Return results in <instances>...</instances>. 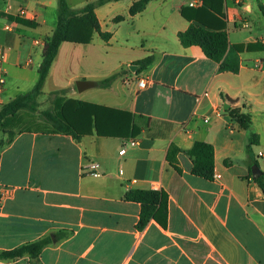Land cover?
<instances>
[{"label": "crops", "instance_id": "crops-1", "mask_svg": "<svg viewBox=\"0 0 264 264\" xmlns=\"http://www.w3.org/2000/svg\"><path fill=\"white\" fill-rule=\"evenodd\" d=\"M138 1L99 7L108 39L95 32L89 44L64 42L43 88V94L64 91L60 98L129 113L130 126L126 117L101 119L102 133L115 136L99 134L94 122L77 141L23 130L32 119L25 110L6 119L0 252L46 237L53 243L38 259L0 264H264V192L249 166L251 145L264 172L258 155L264 152V0H224L230 47L222 63L179 39L191 26L182 10L199 9L202 0H152L132 16ZM0 13L2 105L35 88L58 0H0ZM150 57L147 68L136 65ZM133 70L148 78L145 89ZM78 81L94 86L79 91ZM233 109L251 117L249 128L231 116ZM130 141L138 144L120 155ZM197 143L214 149L213 179L193 171L187 152ZM130 190L163 194L143 229L142 205L126 199Z\"/></svg>", "mask_w": 264, "mask_h": 264}, {"label": "trees", "instance_id": "trees-1", "mask_svg": "<svg viewBox=\"0 0 264 264\" xmlns=\"http://www.w3.org/2000/svg\"><path fill=\"white\" fill-rule=\"evenodd\" d=\"M123 0H97L89 2L80 9H73L68 0H58V22L51 37L46 41L43 62L39 69V80L35 88L28 94L19 96L13 101L0 105V133L4 132L5 121L9 117L16 116L20 111H27L32 116L26 123L23 130L28 132H41L45 134H62L73 137L79 141L89 133L90 127L95 122L96 130L99 134H104L101 127V119H122L126 117L128 126L131 125L132 115L126 112H115L107 108L86 103L74 99H66L64 91H57L55 104L53 107L40 111L37 106V99L43 94L44 84L50 74L51 68L58 56L59 49L64 42L89 44L93 40L95 32H98L104 39L108 35L101 32L96 10L111 2ZM152 0H139L131 8V15L135 16L143 12ZM203 6L199 9L182 10V15L191 22L190 28L179 33V39L185 47L200 46L205 55L218 63L225 60L230 47L229 36L226 31V22L224 21L223 5L224 0H202ZM264 13V8L262 9ZM3 16L4 14H1ZM8 19L18 24L28 27H34L33 22L23 20L19 17L8 16ZM153 59L147 58L136 63L140 69L147 68ZM226 68L234 69L232 64H226ZM115 77L103 81V84L110 83ZM231 116L235 118L244 129L249 128L252 123L249 115L240 113V110L233 109ZM7 143H11L15 132H9ZM115 133L108 132L104 135L115 136ZM5 143L0 142V145ZM249 166H259L257 161L251 155L250 145ZM187 154L192 158L196 175L213 179L214 172V149L206 143H197L195 147L188 151ZM257 184L264 192V172L255 179ZM163 194L155 190H130L126 199L137 202L142 205V212L139 222V229L145 228L149 221L154 218L158 204ZM53 243L50 237H46L36 242L25 244L21 247L0 252V261H15L25 256L32 259H38L42 251Z\"/></svg>", "mask_w": 264, "mask_h": 264}, {"label": "built area", "instance_id": "built-area-1", "mask_svg": "<svg viewBox=\"0 0 264 264\" xmlns=\"http://www.w3.org/2000/svg\"><path fill=\"white\" fill-rule=\"evenodd\" d=\"M27 14V12L25 10H22L20 15L21 16H25ZM6 29L7 30H12V27L10 25H7L6 26ZM6 57V52L3 48L0 47V61H3ZM133 67H131L132 69ZM137 68V67H135ZM133 73L135 74V79L137 81V85H138V88L140 90H143L145 89L147 86H148V78L146 77H143V76H138L136 73H137V70H133ZM5 83H6V79H5V76L4 74L1 75L0 77V94L2 93L3 89H4V86H5ZM138 144V142H135V141H130V142H127L126 145H124V148L120 151V155H124L125 152H126V147L128 145L130 146H136ZM259 157H262L264 156V152H259L258 153ZM122 165V163H121ZM217 178H221V176H217Z\"/></svg>", "mask_w": 264, "mask_h": 264}, {"label": "rangeland", "instance_id": "rangeland-1", "mask_svg": "<svg viewBox=\"0 0 264 264\" xmlns=\"http://www.w3.org/2000/svg\"><path fill=\"white\" fill-rule=\"evenodd\" d=\"M19 0H11V4H16ZM33 4H35L36 0H30ZM97 0H68L69 4L73 8H78L80 6H85L89 2H96ZM39 8V7H38ZM56 96L54 94H43V96H39L37 99V106L40 109V111L46 110L48 108L53 107L55 104ZM17 121H20L16 119ZM8 126L10 125V121L7 123ZM4 138V133H0V139Z\"/></svg>", "mask_w": 264, "mask_h": 264}, {"label": "water", "instance_id": "water-1", "mask_svg": "<svg viewBox=\"0 0 264 264\" xmlns=\"http://www.w3.org/2000/svg\"><path fill=\"white\" fill-rule=\"evenodd\" d=\"M76 86H77V89L79 91H83V90H85V89H87L89 87L94 86V83L78 81L76 83ZM252 171H253V175H254L255 178H257V177H259L261 175V170H260V168L258 166H254Z\"/></svg>", "mask_w": 264, "mask_h": 264}]
</instances>
